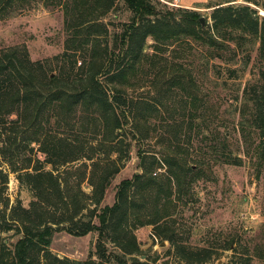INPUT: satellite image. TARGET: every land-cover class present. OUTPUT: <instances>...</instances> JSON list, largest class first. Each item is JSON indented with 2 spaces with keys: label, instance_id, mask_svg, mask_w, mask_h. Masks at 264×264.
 <instances>
[{
  "label": "trees",
  "instance_id": "trees-1",
  "mask_svg": "<svg viewBox=\"0 0 264 264\" xmlns=\"http://www.w3.org/2000/svg\"><path fill=\"white\" fill-rule=\"evenodd\" d=\"M31 1L0 0V16ZM42 1L64 12L65 50L33 61L25 47L0 49V166L7 164L32 196L27 207L20 199L10 206L9 177L0 170V264H158L135 234L146 225L160 241H169L168 253L183 264L210 263L214 249L184 245L175 227L176 202L189 193L200 170L173 138L185 130L204 133L211 117L199 105L192 69L179 58L202 47L208 61L227 64L226 79L232 80L240 72L231 67L235 59L246 69L257 52L259 77L244 89L239 127L243 136L254 128L264 137V16L259 13L264 0H209L195 8L170 6L169 0ZM203 7L212 9L211 24L200 22ZM117 19L119 28L110 27ZM171 47L182 56L170 61L165 54ZM144 86L148 96L137 94ZM154 138L160 150L145 149L144 142ZM209 140L203 153L241 164L227 143ZM134 146L142 173L123 179L114 203L102 206ZM34 151L44 160L34 159ZM196 164L205 163L197 159ZM161 167L165 171L158 173ZM10 231L16 238L12 245L1 237ZM61 231L97 233L88 260L53 253V237Z\"/></svg>",
  "mask_w": 264,
  "mask_h": 264
},
{
  "label": "rangeland",
  "instance_id": "rangeland-1",
  "mask_svg": "<svg viewBox=\"0 0 264 264\" xmlns=\"http://www.w3.org/2000/svg\"><path fill=\"white\" fill-rule=\"evenodd\" d=\"M173 2L166 1L170 6H176ZM200 10L205 22L208 20L211 24L212 9L203 7ZM259 13L264 16V9L259 8ZM121 15L122 20H126L129 13ZM117 21L118 19L114 22L115 26L110 27L118 29L120 21ZM67 38L62 8L46 6L42 0H32L26 3L25 8L14 11L7 17L0 16V49L17 47L21 51L25 47L33 61L49 59L62 53ZM148 43L152 44L153 40L149 39ZM203 49L196 47L191 54L179 58V61L192 69L200 90L199 105L203 106V110H208L212 120L210 117L209 122L204 124L205 134L202 131L199 135L190 134L185 130L178 132L173 138L188 162L194 165L195 170H200L189 193L176 202L175 227L184 245L193 248L210 246L214 249L216 256L208 264H264V137L262 130L254 128H249L246 136H243L239 127L244 89L257 82L259 77L257 52L252 54L250 65L246 69L241 60L235 59L231 67L240 68L239 77L230 80L226 79L229 75L225 67L227 64L213 59L208 61L206 55L202 54ZM147 50L152 52L149 47ZM84 54L81 52L79 56ZM165 55L173 61L180 53L176 54L171 47ZM145 71L143 77L148 76L146 79H149L150 70ZM148 91V86H144L137 94L148 96ZM209 139H215L221 144L227 143L231 153L241 159V164L225 163L217 160L219 156L211 157L208 152L203 153L202 148L206 143L209 144ZM144 148L150 151L160 150L155 138L146 140ZM137 152L138 147L134 146L130 159L107 190L102 206L114 203L117 186L123 179L142 173ZM31 155L34 159L45 158L37 151ZM197 159L204 160L205 164L200 168H197ZM45 168L51 169V166L45 164ZM1 169L9 177L5 196L10 199V206L18 199L24 206H29L31 193L20 186L17 174L5 163L1 164ZM164 171L165 167L157 168L158 173ZM83 187L88 192L91 190L87 183ZM153 231L151 225L135 229L141 249L150 257H156L158 264H183L174 253H168L169 241L164 240L166 243L163 244V241L153 235ZM1 237L10 244L16 240L13 231L2 232ZM97 237V233L75 236L66 231L57 232L53 237L51 250L61 258L86 261L95 250ZM229 245L232 248L224 249ZM144 256L141 257L142 260L145 259Z\"/></svg>",
  "mask_w": 264,
  "mask_h": 264
},
{
  "label": "crops",
  "instance_id": "crops-1",
  "mask_svg": "<svg viewBox=\"0 0 264 264\" xmlns=\"http://www.w3.org/2000/svg\"><path fill=\"white\" fill-rule=\"evenodd\" d=\"M174 1V5L185 7V8H195L198 4L207 3L209 0H171Z\"/></svg>",
  "mask_w": 264,
  "mask_h": 264
},
{
  "label": "water",
  "instance_id": "water-1",
  "mask_svg": "<svg viewBox=\"0 0 264 264\" xmlns=\"http://www.w3.org/2000/svg\"><path fill=\"white\" fill-rule=\"evenodd\" d=\"M200 22L202 23V25H204L205 24V17H203V16H201L200 17ZM166 242L165 241H163V244H165ZM145 257V256H144Z\"/></svg>",
  "mask_w": 264,
  "mask_h": 264
},
{
  "label": "built area",
  "instance_id": "built-area-1",
  "mask_svg": "<svg viewBox=\"0 0 264 264\" xmlns=\"http://www.w3.org/2000/svg\"><path fill=\"white\" fill-rule=\"evenodd\" d=\"M171 4V3H170ZM172 4H174V3H172Z\"/></svg>",
  "mask_w": 264,
  "mask_h": 264
}]
</instances>
